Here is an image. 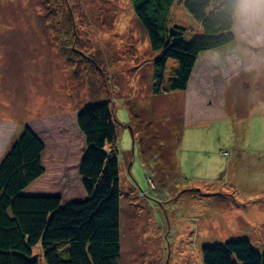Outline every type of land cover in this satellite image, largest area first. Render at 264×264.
Segmentation results:
<instances>
[{
    "label": "rangeland",
    "instance_id": "1",
    "mask_svg": "<svg viewBox=\"0 0 264 264\" xmlns=\"http://www.w3.org/2000/svg\"><path fill=\"white\" fill-rule=\"evenodd\" d=\"M170 22L201 32L184 0ZM235 22L187 93L158 96L131 0H0V145L40 101L109 103L122 264H203L204 246L236 239L264 251V0H240Z\"/></svg>",
    "mask_w": 264,
    "mask_h": 264
},
{
    "label": "trees",
    "instance_id": "2",
    "mask_svg": "<svg viewBox=\"0 0 264 264\" xmlns=\"http://www.w3.org/2000/svg\"><path fill=\"white\" fill-rule=\"evenodd\" d=\"M175 1L131 0L158 53L150 87L158 96L186 91L199 56L236 41L240 0H184L201 25L191 40L170 22ZM76 123L85 139L82 200L64 203L60 196L26 193L46 173L45 144L29 126L0 160V264H122L116 120L110 104L96 99L82 107ZM201 253L203 264H264V251L248 239L206 245Z\"/></svg>",
    "mask_w": 264,
    "mask_h": 264
},
{
    "label": "crops",
    "instance_id": "3",
    "mask_svg": "<svg viewBox=\"0 0 264 264\" xmlns=\"http://www.w3.org/2000/svg\"><path fill=\"white\" fill-rule=\"evenodd\" d=\"M206 60L207 62L212 61L210 57ZM190 87L191 85L184 92L187 93ZM238 91L241 92V88H238ZM56 102L60 103L59 107L49 106L48 110L42 112L45 108L43 102L40 101L38 105L36 104L38 108L33 110L34 117L31 120L27 119L22 123L15 122L16 125L12 127L10 135L0 145V160L23 128L29 126L45 144L43 163L46 173L34 182L26 193L60 196L63 202L67 203L86 197L79 175V164L85 152V139L77 126L76 119L82 107L89 102L83 105L78 101H73L69 105L63 99L56 100ZM193 105H195L194 100ZM73 106L76 108H73L71 114L65 111Z\"/></svg>",
    "mask_w": 264,
    "mask_h": 264
}]
</instances>
